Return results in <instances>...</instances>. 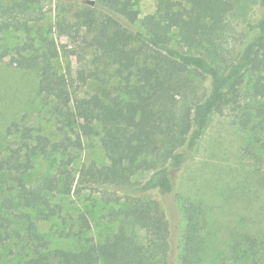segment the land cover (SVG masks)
I'll return each mask as SVG.
<instances>
[{"label":"trees","instance_id":"trees-1","mask_svg":"<svg viewBox=\"0 0 264 264\" xmlns=\"http://www.w3.org/2000/svg\"><path fill=\"white\" fill-rule=\"evenodd\" d=\"M154 1L155 12L141 17L139 0H58L47 26L42 0H0V36L24 34L21 44L0 46V64L37 71L38 95L59 136L25 120L7 127L15 140L0 144V264H217L218 257L205 260L208 241L227 247L221 264H264V209H256L264 201V143L259 154L248 150L250 175L219 176H233L239 189L222 182L230 190L217 194L220 206L210 201V181L181 196L177 248L162 201L179 196L216 114L230 112L243 130L264 129V11L240 34L230 22L244 10L239 0ZM257 2L264 9V0ZM55 30L71 39L68 52L94 83L86 95L75 96L62 72ZM90 139L107 162L78 166ZM51 156L57 160L37 173V162ZM83 189L110 206L106 216L117 231L78 251L53 248L38 221L62 212L57 195ZM231 195L244 217L230 219ZM78 219L90 229L85 213ZM130 225L145 232L143 242Z\"/></svg>","mask_w":264,"mask_h":264},{"label":"rangeland","instance_id":"rangeland-1","mask_svg":"<svg viewBox=\"0 0 264 264\" xmlns=\"http://www.w3.org/2000/svg\"><path fill=\"white\" fill-rule=\"evenodd\" d=\"M58 0H42L44 10L47 11L46 24L51 25L55 22L57 16ZM83 0H64L77 6L82 4ZM244 10L230 19L231 25L238 33H245V24L248 21H256L263 13L264 9L259 5L257 0H239ZM139 9L141 17L155 12L154 0H139ZM54 38L61 49L59 65L62 66V72H69L73 80L72 92L75 96L86 95L93 91L94 83L87 78V72L83 64L77 57L72 56L68 51L73 48L71 39L61 32L55 30ZM24 41L23 33H11L0 36V46L5 44L15 46ZM38 73L36 70L25 71L10 66L8 63L0 64V144L1 142H14L15 137L7 136V127L13 122H25L35 130L42 132L52 139L59 136L56 132L55 121L48 113L47 106L38 95ZM264 124L259 126L260 129ZM252 126L248 130H243L240 126L235 125L234 117L230 112L225 111L214 116L211 126L206 132L202 141L199 152L194 157L192 164L184 175L178 197H165L162 201L165 205L168 217L173 229L174 244L177 248L181 244L182 228L184 224L183 207L181 196L192 194L195 191L196 184L204 186L209 182V191L215 196H211V203L220 206L224 193L230 189L220 188L222 182L230 184L235 190L238 187L232 185L233 176L250 175L251 166L249 163L255 161L254 155H250L248 150H255L259 154L260 148L264 143V129L260 132H254ZM260 137V141L257 138ZM0 147H2L0 145ZM249 147V149H248ZM3 148V147H2ZM253 152V151H252ZM57 160V156L41 159L36 164V172L41 173L49 168ZM97 162L103 165L107 162L105 154L97 139L85 141V148L77 158L78 166L83 163ZM224 169L222 171L221 169ZM238 169L239 171L235 170ZM229 170L233 176L221 179L220 175ZM230 181V182H229ZM248 184V183H247ZM235 187V188H234ZM202 188V187H200ZM199 189V187H198ZM222 190L223 196L219 197V191ZM156 199H159L155 196ZM231 207L225 208L229 213L230 219L244 217L246 215L244 207L240 201H235ZM231 199H227V204ZM237 199V198H236ZM235 201V202H234ZM54 204L62 206V212L49 220H39L38 229L47 239L50 240L53 248L65 249L68 251H78L88 244H96L102 241L108 234L115 233L118 224L112 222L106 214H109L110 206L105 205L96 193L91 190L83 189L80 193L74 192L71 195H57L54 198ZM230 206V205H229ZM264 209V201L257 200L256 209ZM39 208L32 211L33 217L39 214ZM85 213L90 222V229H83L79 221V215ZM264 219V218H262ZM264 226H262V229ZM129 234H135L139 241L145 240V232L138 227L129 226ZM226 246L217 244L214 241H208L206 248V262L213 258L221 259L220 264L226 261Z\"/></svg>","mask_w":264,"mask_h":264},{"label":"water","instance_id":"water-1","mask_svg":"<svg viewBox=\"0 0 264 264\" xmlns=\"http://www.w3.org/2000/svg\"><path fill=\"white\" fill-rule=\"evenodd\" d=\"M86 2H87V3H90V4H92V5L94 4V2H93V1H86Z\"/></svg>","mask_w":264,"mask_h":264}]
</instances>
